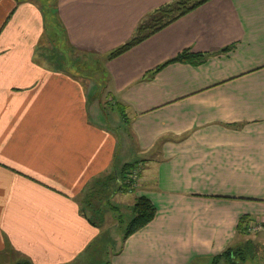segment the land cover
Wrapping results in <instances>:
<instances>
[{
    "label": "crops",
    "instance_id": "crops-1",
    "mask_svg": "<svg viewBox=\"0 0 264 264\" xmlns=\"http://www.w3.org/2000/svg\"><path fill=\"white\" fill-rule=\"evenodd\" d=\"M171 1L60 0L59 15L74 49L105 55ZM14 6L0 0V264H213L243 218L247 228L264 219V0H212L108 63L109 103L131 135L123 146L101 98L105 122L92 113L96 78L86 86L39 62L34 37L17 33L41 34V11ZM227 46L149 77L185 48ZM106 180L117 185L107 204L145 195L157 207L110 252L81 205Z\"/></svg>",
    "mask_w": 264,
    "mask_h": 264
},
{
    "label": "rangeland",
    "instance_id": "rangeland-1",
    "mask_svg": "<svg viewBox=\"0 0 264 264\" xmlns=\"http://www.w3.org/2000/svg\"><path fill=\"white\" fill-rule=\"evenodd\" d=\"M210 1L212 0L207 1L204 4ZM14 2H15V6L13 8V11H15L17 7L19 8L20 6H22L23 3H28V4H32L36 6L39 9V11H41L42 25H43L41 34H39L38 36H37V31H36V25L34 24V29L29 31L27 34H25V32H18L17 40L19 42L24 41V40H30L31 37L33 36L34 40L36 41V46L34 49L35 58L39 62L46 63L45 66L49 68L62 70V71L73 73V74L78 73L82 75L83 81L86 86L90 84L89 78L91 77L96 78L99 84V87H98L99 93L96 98L97 101L95 99V104L92 105L93 106V109L91 108L92 113L95 116L100 115L101 121L103 120L105 122V118H104L105 116L103 115L104 114L103 110L102 109L99 110L98 108L99 99L101 98L102 102L103 103L105 102V104L108 106L107 108H109L108 110L109 111L108 114L110 116L109 123L111 125L113 124L114 127L116 126L121 127L119 128L120 130L118 129L116 130L118 131V136L123 146V136L124 134H126V136H127V133L129 134V128L127 127L129 125L126 126L125 124L122 123V121L119 119V115L117 114L118 113L117 110H116L117 113H113V108L110 106L111 103H109L111 101L109 88L104 87V86H106V84L109 83V80H107V77H109V71H110L108 63L115 58H118L120 56H123L124 54H127V52L132 50L134 47H136L140 43L135 45L128 51L118 56H115V57H111L109 55L110 52L103 55V54H95L94 52H89L87 50L74 49V47L71 45V42H69L70 41L69 33L67 32V29L64 27L63 21L61 20V16L59 15L60 0H14ZM202 5L193 9L189 13L199 9ZM21 14H22V9L19 14V18ZM183 16L172 21L171 23H169L167 26H165L158 32L164 30L165 28H167L168 26H170L171 24H173L174 22H176L178 19L182 18ZM1 19L5 21L4 17H0V21ZM152 19L153 18L149 20L150 23L153 21ZM27 25H29V21ZM64 29L66 31H64ZM158 32L154 33L149 38L153 37ZM7 35L9 36L10 34L8 33ZM192 51L194 50L192 49ZM194 52H197V51H194ZM102 91L103 92L105 91L107 95L100 97V95L102 94ZM91 101L93 102L94 98L91 99ZM102 115H103V118H102ZM128 136L131 137L130 134ZM135 168H139V167H133L131 170H134ZM123 169L124 167L122 168V170ZM122 170L120 171L121 175H122ZM130 172L131 171H129L128 176H126L127 177L126 181L128 183L127 185H129V188H132L134 183L131 184L128 181ZM139 177H140V174H139ZM139 177L137 180V184L139 182ZM107 183L108 182L106 180L104 184H99L95 186L94 189L89 190L88 193L83 197L81 201V205H82L83 211L87 215H89L92 218V220H94L97 223H100L99 225L102 226V229L104 231L103 232L104 234L102 236L103 237L102 241L106 243L108 247V251L110 252L120 247L123 237L127 231L128 225L130 221L132 220V218L134 217L133 207L138 197L135 199L134 202L125 200L123 201V204L116 205L115 201L113 202V204L111 203L112 205L107 204V201H109V198L112 192H116L115 190L117 187V185H115V188H114V183H112L113 184L112 186H107ZM129 188L127 187L126 189H129ZM263 228L264 227H261L259 229L246 227L247 230L242 228V233L238 238V242L233 248L234 249L241 248V251L243 252L244 257L246 258L244 261V264H264V234L260 233V231H262ZM100 242L101 241H98V247H102V243ZM1 259L2 258L0 256V260ZM24 259H27V258L21 257L19 261H22ZM9 262L11 261L8 260L7 262H3V264L4 263L8 264ZM218 264H230V263L227 260L225 261L223 260V261L218 262Z\"/></svg>",
    "mask_w": 264,
    "mask_h": 264
},
{
    "label": "trees",
    "instance_id": "trees-1",
    "mask_svg": "<svg viewBox=\"0 0 264 264\" xmlns=\"http://www.w3.org/2000/svg\"><path fill=\"white\" fill-rule=\"evenodd\" d=\"M207 1L209 0H173L171 2L161 5L160 7L150 12L143 20H141L134 34L123 44L112 50L109 55L111 57H115L128 51L135 45L141 43L154 33L167 26L172 21L189 13L190 11L199 7ZM151 18H153V21L150 23L149 20ZM233 47L234 46H227L225 48L220 49L218 52H194L191 48H185L171 59L159 64L155 69L150 72L149 77L153 76L158 70H160L162 67L169 63L184 62L198 65L204 63L210 55L219 53L221 51H228ZM133 167H136V164H125L124 170L131 169ZM127 173L128 172H123L124 175H127ZM112 178L116 179L114 175L112 176ZM133 211L134 217L128 225L127 231L124 235V239H126L133 232L147 225L150 221H152L153 218L156 216L157 207L150 198L145 195H142L137 198L133 207ZM245 220L246 219L243 218L241 223L242 228L247 230L246 227L243 225V223H245ZM222 258L227 260L230 264H244V261L246 259L243 255V252L241 251V248L234 249L233 247L227 249L223 254L215 257L213 264H218L219 260H221ZM16 264L34 263L30 259H24L22 261H18ZM105 264L111 263L107 261Z\"/></svg>",
    "mask_w": 264,
    "mask_h": 264
},
{
    "label": "built area",
    "instance_id": "built-area-1",
    "mask_svg": "<svg viewBox=\"0 0 264 264\" xmlns=\"http://www.w3.org/2000/svg\"><path fill=\"white\" fill-rule=\"evenodd\" d=\"M138 177H139V168H135L134 170H131L128 180L129 183L131 184L134 183L133 185L136 186ZM250 227L257 229L264 227V219L251 223Z\"/></svg>",
    "mask_w": 264,
    "mask_h": 264
}]
</instances>
